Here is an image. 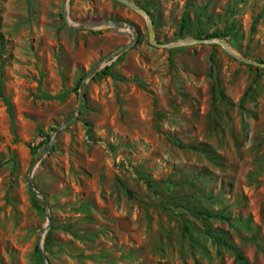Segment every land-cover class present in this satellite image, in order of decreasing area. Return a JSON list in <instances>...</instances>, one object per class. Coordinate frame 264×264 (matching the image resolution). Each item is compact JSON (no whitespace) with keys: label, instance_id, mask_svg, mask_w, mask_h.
Masks as SVG:
<instances>
[{"label":"rangeland","instance_id":"rangeland-1","mask_svg":"<svg viewBox=\"0 0 264 264\" xmlns=\"http://www.w3.org/2000/svg\"><path fill=\"white\" fill-rule=\"evenodd\" d=\"M133 1L158 42L217 33L264 61V0ZM114 21L137 35L109 57L133 33ZM94 67L34 169L46 209L30 169ZM237 252L264 264V67L218 41L156 46L119 0H0V264H247Z\"/></svg>","mask_w":264,"mask_h":264},{"label":"water","instance_id":"water-1","mask_svg":"<svg viewBox=\"0 0 264 264\" xmlns=\"http://www.w3.org/2000/svg\"><path fill=\"white\" fill-rule=\"evenodd\" d=\"M135 9H137L141 14L145 15L148 19H149V41L150 43L152 44H155L156 46H159V47H173V46H176V45H180V44H187V43H194V42H214V41H218L222 46L223 48L228 52L230 53L231 55L235 56L236 58H238L240 61L242 62H245V63H248V64H252V65H255L257 67H264V61L262 60H257V59H252V58H249L247 56H242L238 53H236L229 45H227L222 39H220L219 37H213V38H208V39H203V38H193V39H183L182 41H179V42H174V43H162V42H158L155 40V37H154V29H153V20H152V17L150 15V13L144 9L143 7H141L140 5H138L135 1L133 0H119ZM65 15L67 17L68 15V11H67V8L65 10ZM67 22L69 25L75 27V28H91L95 25H91V24H87V25H78V24H71L69 22V19H67ZM97 25H103V24H97ZM107 25H110V26H121V27H129L130 29L133 30V33L130 34V37H131V41L127 44H124L123 46L119 47L117 50H115L113 53H111L109 55V57H112L115 53L119 52L120 50L122 49H126V48H129L130 46L133 45V43L135 42V39H136V31L131 28L130 26H128L127 24H123L122 22L120 21H114V22H107ZM98 71L97 67H94L92 68L86 75L85 77L82 79V82H81V92H80V96H79V103L77 105V107L75 108V110L73 112H71V114L65 118V120L59 125V127L57 128L56 130V133L55 135L52 137L49 145L44 149V151L39 155L37 156V158L35 159L33 165H32V168L30 169V176H29V184H30V187L31 189L37 194L39 195L42 200H43V204L44 206L46 207V209H48V204H47V201L45 199V196L42 192H40L39 190H37L35 188V185H34V182H33V173H34V169L36 167V165L40 162L41 160V157L42 155L49 149L50 146H52L56 140V138L58 137L59 133L61 132L62 128L74 117L75 113L81 108L82 106V103L84 101V98L86 96V84H87V81ZM51 222V219L49 220Z\"/></svg>","mask_w":264,"mask_h":264},{"label":"trees","instance_id":"trees-1","mask_svg":"<svg viewBox=\"0 0 264 264\" xmlns=\"http://www.w3.org/2000/svg\"><path fill=\"white\" fill-rule=\"evenodd\" d=\"M138 4V3H137ZM187 20H186V17H183V19H182V23H181V27L182 28H184V27H186V25H187ZM213 36H219L217 33H215V35H211L210 37H213ZM104 73L105 74H110L111 73V71H110V68H106V70H104ZM250 88V87H249ZM245 95H246V93L243 95V97H242V99H244V97H245ZM220 96H221V98L222 99H224V100H227V99H229L226 95H225V93L223 92V90H221V93H220ZM241 99V100H242ZM48 140H51V136H48ZM206 153L207 154H209V152L208 151H206ZM219 239H218V241L216 240V242L217 243H219ZM225 243L226 244H228L231 248H233L234 246L232 245V244H230L228 241H225ZM235 248V247H234ZM235 249H237V248H235ZM236 259H241V260H243L245 263H249L248 262V260L239 252H237V255H236Z\"/></svg>","mask_w":264,"mask_h":264},{"label":"bare ground","instance_id":"bare-ground-1","mask_svg":"<svg viewBox=\"0 0 264 264\" xmlns=\"http://www.w3.org/2000/svg\"><path fill=\"white\" fill-rule=\"evenodd\" d=\"M69 21H70V19H69ZM123 29H130L129 27H127V26H125V27H123Z\"/></svg>","mask_w":264,"mask_h":264}]
</instances>
